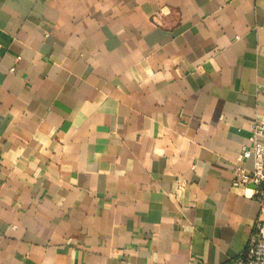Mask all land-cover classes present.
Returning <instances> with one entry per match:
<instances>
[{
    "label": "crops",
    "instance_id": "1",
    "mask_svg": "<svg viewBox=\"0 0 264 264\" xmlns=\"http://www.w3.org/2000/svg\"><path fill=\"white\" fill-rule=\"evenodd\" d=\"M261 117L264 0H0V264H235Z\"/></svg>",
    "mask_w": 264,
    "mask_h": 264
},
{
    "label": "built area",
    "instance_id": "2",
    "mask_svg": "<svg viewBox=\"0 0 264 264\" xmlns=\"http://www.w3.org/2000/svg\"><path fill=\"white\" fill-rule=\"evenodd\" d=\"M248 160L252 161L250 171L245 168ZM233 177L234 187L252 186L259 203L260 217L264 219V117L251 123L248 143L240 148L234 160ZM235 264H264V225L257 224L246 251Z\"/></svg>",
    "mask_w": 264,
    "mask_h": 264
}]
</instances>
